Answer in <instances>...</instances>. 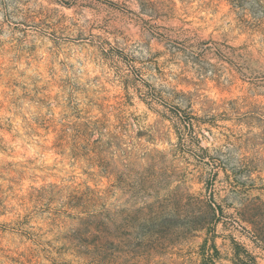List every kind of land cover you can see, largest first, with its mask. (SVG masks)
<instances>
[{"label":"rangeland","instance_id":"rangeland-1","mask_svg":"<svg viewBox=\"0 0 264 264\" xmlns=\"http://www.w3.org/2000/svg\"><path fill=\"white\" fill-rule=\"evenodd\" d=\"M99 197L118 264H264V0H0V264H84Z\"/></svg>","mask_w":264,"mask_h":264},{"label":"trees","instance_id":"trees-1","mask_svg":"<svg viewBox=\"0 0 264 264\" xmlns=\"http://www.w3.org/2000/svg\"><path fill=\"white\" fill-rule=\"evenodd\" d=\"M234 5L243 7L246 0H228ZM82 200L76 202L80 204ZM82 214L85 216H77V234L79 241L78 249H76L77 257L84 260V264H118V246H117V222L113 215L112 210H106L101 213V197L98 200L94 198L88 199L84 202ZM74 207V206H73ZM245 220V219H244ZM253 223L255 229L254 233L257 239H261L260 235L263 229V221L259 218L252 220H245ZM148 224L154 225L155 223L163 226V219L150 218L146 220ZM155 222V223H154ZM214 233V231H213ZM147 240H150V237ZM236 250V264H258L256 258L240 244H235ZM215 253H219L216 244L209 245V241L202 248L203 264L211 261ZM151 255V254H149Z\"/></svg>","mask_w":264,"mask_h":264}]
</instances>
